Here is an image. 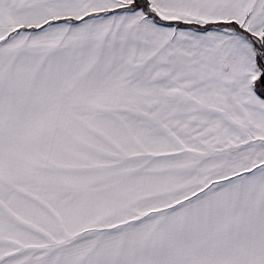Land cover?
Here are the masks:
<instances>
[{
    "label": "snow or ice",
    "instance_id": "1",
    "mask_svg": "<svg viewBox=\"0 0 264 264\" xmlns=\"http://www.w3.org/2000/svg\"><path fill=\"white\" fill-rule=\"evenodd\" d=\"M0 264H264V0H0Z\"/></svg>",
    "mask_w": 264,
    "mask_h": 264
}]
</instances>
